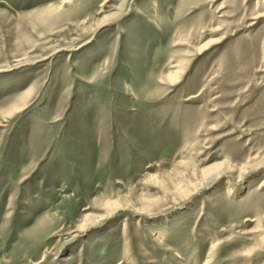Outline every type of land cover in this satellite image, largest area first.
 I'll list each match as a JSON object with an SVG mask.
<instances>
[{
	"label": "rangeland",
	"instance_id": "rangeland-1",
	"mask_svg": "<svg viewBox=\"0 0 264 264\" xmlns=\"http://www.w3.org/2000/svg\"><path fill=\"white\" fill-rule=\"evenodd\" d=\"M0 264H264V0H0Z\"/></svg>",
	"mask_w": 264,
	"mask_h": 264
},
{
	"label": "bare ground",
	"instance_id": "bare-ground-1",
	"mask_svg": "<svg viewBox=\"0 0 264 264\" xmlns=\"http://www.w3.org/2000/svg\"><path fill=\"white\" fill-rule=\"evenodd\" d=\"M29 95H30V90H28L22 96H20L17 99H15L12 102L10 108H13L14 110H16V109H20V108L24 107L25 104H26V100H27Z\"/></svg>",
	"mask_w": 264,
	"mask_h": 264
}]
</instances>
